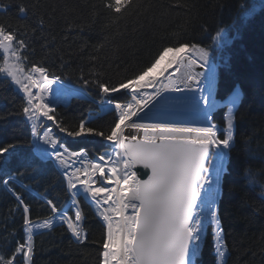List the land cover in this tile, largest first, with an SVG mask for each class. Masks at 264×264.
Segmentation results:
<instances>
[{
    "label": "snow or ice",
    "instance_id": "1",
    "mask_svg": "<svg viewBox=\"0 0 264 264\" xmlns=\"http://www.w3.org/2000/svg\"><path fill=\"white\" fill-rule=\"evenodd\" d=\"M129 4L130 0H107L104 6L120 15ZM27 11L25 6L19 5L21 15L26 16ZM237 15L244 20L252 16L248 0L238 6ZM230 31L228 27H221L215 34L209 33L207 47L187 43L164 47L150 66L118 85L91 81L102 94L101 103L111 107L117 119L107 135L86 128L83 121L78 131L67 132L75 137L94 133L111 142V151L88 160L84 150L69 151L52 127L47 126L50 121L60 132L66 131L54 119L55 105L68 102L67 92L62 95L60 91L65 88L64 80L50 74L43 66L26 67L28 45L25 40L16 30L0 25V80H8L24 94L23 114L33 136L32 158L56 164L65 178L69 197L67 207H60L45 197L52 215L42 221L33 220L29 205L14 187L19 185L24 191L31 190L30 185L23 182L24 174H14L0 165V185L23 207L25 232L24 241L17 242L10 257L0 254V264H20L21 261L31 264L34 236L53 228L56 221L66 225L78 242H84L87 236L82 227L81 201L94 207L106 226L100 264H196L206 227L213 229L214 264H227L230 253L217 203L221 177L227 171V162L235 147V115L242 93L237 86L227 94L226 102L221 105L226 108L221 116L224 124L218 126L214 122L219 99L216 91L218 61L214 53H222L235 39ZM222 59L227 62V58ZM164 61L167 62L161 69ZM173 66L177 71L183 69L180 84L174 79L162 83L153 75L158 69L163 75ZM196 66L203 70L196 71ZM80 80L79 90H73L76 96L85 92L90 84L83 76ZM157 83L162 86L155 87ZM147 87H154L155 91L142 93ZM122 90L131 97L130 101L122 103L116 99L114 94ZM164 92L188 93L181 99L193 103L200 126L159 118L152 123L133 121V117L136 121L146 119L152 111L150 105L154 107ZM125 128L143 134L125 136ZM14 151L13 144L0 145V160L6 163ZM243 151L248 158H255L249 145L246 144ZM144 176L147 178H142ZM243 179L246 187L258 190V195L264 199V173L245 168Z\"/></svg>",
    "mask_w": 264,
    "mask_h": 264
},
{
    "label": "trees",
    "instance_id": "2",
    "mask_svg": "<svg viewBox=\"0 0 264 264\" xmlns=\"http://www.w3.org/2000/svg\"><path fill=\"white\" fill-rule=\"evenodd\" d=\"M106 2L0 0V25L16 30L25 40L26 67L43 66L79 88L83 76L90 81L85 91L95 99L101 93L91 81L118 85L150 66L164 47L179 43L207 47L209 33L230 28L235 39L222 53H214L220 63L216 91L221 102L238 86L242 98L235 115V147L221 178L217 208L230 253L227 264H264V199L258 190L246 187L243 179L245 168L264 173V0H248L252 16L247 20L237 15L243 0H130L120 15L105 8ZM21 4L28 9L26 16L19 13ZM114 95L118 101L127 99L124 92ZM25 103L15 85L0 80V145H15L14 153L6 163L0 160V165L14 174L22 172L23 182L65 207L68 193L60 173L50 162L32 158L31 126L23 114ZM96 111L97 105L91 100L73 98L67 106L55 107L54 119L66 131L60 132L53 122L47 124L68 147L85 148L98 157L109 148L104 137L94 133L67 135L78 131L82 121L86 128L109 134L114 114L86 121L89 113ZM225 111L219 105L214 112V122L221 127ZM246 144L255 158L245 155ZM14 187L29 205L30 218L40 220L51 215L45 202ZM81 207L87 239L75 242L64 226H57L35 238L33 264H100L105 224L85 201ZM21 208L0 185V254L5 257L12 255L17 242L24 241ZM211 237L208 230L196 264H214Z\"/></svg>",
    "mask_w": 264,
    "mask_h": 264
},
{
    "label": "rangeland",
    "instance_id": "3",
    "mask_svg": "<svg viewBox=\"0 0 264 264\" xmlns=\"http://www.w3.org/2000/svg\"><path fill=\"white\" fill-rule=\"evenodd\" d=\"M215 56H216V54H215ZM166 62L167 61H164V62H162V64H161V69H163L164 68V65L166 64ZM217 67H218V64H217ZM173 69H175V66H173L172 67ZM169 69V68H168ZM181 70H183V69H181ZM180 70V71H181ZM217 70V69H216ZM180 71H177V70H175V72H177L176 74H180ZM165 72V71H164ZM163 72V73H164ZM153 75H156L158 78H160L162 75H160V69H158V71H157V73H155V74H153ZM34 92L36 91L35 89L33 90ZM142 92H147V91H153V87H147V88H145V89H143V90H141ZM121 92H123V90L121 91ZM22 93V92H21ZM24 95V94H23ZM128 96V95H127ZM169 98V97H168ZM130 99H131V97L130 96H128V101H130ZM101 100V99H100ZM159 105H156V106H151L152 107V110H153V117H152V119H155V120H157V118H159V119H167V118H175L176 117V115H178V114H184V115H186V111H185V109H184V107L183 106H177V103H175V102H173V101H171L170 102V100L168 101V102H163V103H161V102H159L158 103ZM155 107H157L156 108V110H155ZM191 109H195V107L193 106V105H191ZM158 110V111H157ZM162 110L163 111H167L168 112V114H163V113H161L162 112ZM179 110V112L180 111H183V112H180V113H178L177 111ZM145 112H148V111H145ZM114 113V112H113ZM197 113V112H196ZM141 115H143V113H141ZM184 115H182V116H184ZM146 120V119H145ZM114 126V125H113ZM98 176H99V174H97V178H98ZM108 187H112V186H114V185H107ZM212 229V228H211ZM212 231H213V229H212ZM105 236H106V233H105ZM201 242H202V240H201Z\"/></svg>",
    "mask_w": 264,
    "mask_h": 264
},
{
    "label": "bare ground",
    "instance_id": "4",
    "mask_svg": "<svg viewBox=\"0 0 264 264\" xmlns=\"http://www.w3.org/2000/svg\"><path fill=\"white\" fill-rule=\"evenodd\" d=\"M170 79H172V78H170V77L168 76V77L164 78V81H163L162 83H168V81H169ZM174 80H176V83H177V84H180V79H174ZM53 87H54V88H57L58 85H53ZM60 91H61V94H62V95H63L65 92H67V94H68V95H67V99H69L72 95H74V94H73V89L68 88L67 86H65V88H64V89H61ZM169 93L174 94V93H176V92H169ZM185 94H186V93H185ZM79 95H80V94H79ZM48 98L51 99L52 97L50 96V97H48ZM97 101H99V100H97ZM99 104L102 105V106H106V105L102 104L101 101L99 102ZM155 110H156V109H155ZM145 111H148V109H145ZM157 111H158V110H157ZM152 117H153V110H152L151 112L148 113V117L146 118V120H147L148 123H152V122H155V121H156L155 119H152ZM90 118H91V119H94V118H95V115L89 113L88 119H87L86 121H89ZM175 118H176V117H175ZM134 119H136V118H134ZM134 119H133V120H134ZM198 123H199V124H198ZM198 123H196L195 126H200V121H199ZM194 124H195V123H194ZM191 126H192V125H191ZM142 134H143L142 132H138V131L135 130V129L125 128V135H128V136L136 135V136L140 137V136H142Z\"/></svg>",
    "mask_w": 264,
    "mask_h": 264
},
{
    "label": "water",
    "instance_id": "5",
    "mask_svg": "<svg viewBox=\"0 0 264 264\" xmlns=\"http://www.w3.org/2000/svg\"><path fill=\"white\" fill-rule=\"evenodd\" d=\"M1 10H3L2 7H0V11H1ZM195 70H196V71H201L202 69H201L199 66H196ZM125 136H128V135H125ZM138 167H139V166H138ZM141 170H142V169H141ZM142 178L146 179L147 177L144 176V177H142Z\"/></svg>",
    "mask_w": 264,
    "mask_h": 264
}]
</instances>
